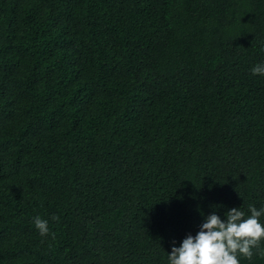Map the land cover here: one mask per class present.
I'll return each instance as SVG.
<instances>
[{
  "label": "trees",
  "instance_id": "trees-1",
  "mask_svg": "<svg viewBox=\"0 0 264 264\" xmlns=\"http://www.w3.org/2000/svg\"><path fill=\"white\" fill-rule=\"evenodd\" d=\"M261 62L264 0H0V264H168L259 209Z\"/></svg>",
  "mask_w": 264,
  "mask_h": 264
},
{
  "label": "clouds",
  "instance_id": "clouds-1",
  "mask_svg": "<svg viewBox=\"0 0 264 264\" xmlns=\"http://www.w3.org/2000/svg\"><path fill=\"white\" fill-rule=\"evenodd\" d=\"M253 75L264 76V62L251 69ZM226 219L212 212L204 217L199 231L189 233L179 247L173 246L167 255L168 264H240V259L251 260L254 255L264 258V205L259 209L248 205L245 212L233 207L225 213ZM54 221L59 217L53 215ZM35 228L41 236L50 232L49 221L40 216L33 218Z\"/></svg>",
  "mask_w": 264,
  "mask_h": 264
}]
</instances>
